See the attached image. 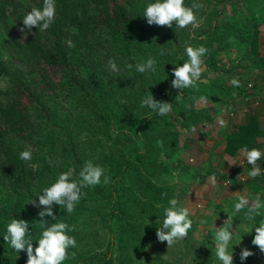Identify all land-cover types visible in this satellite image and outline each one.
Masks as SVG:
<instances>
[{
	"label": "rangeland",
	"instance_id": "obj_1",
	"mask_svg": "<svg viewBox=\"0 0 264 264\" xmlns=\"http://www.w3.org/2000/svg\"><path fill=\"white\" fill-rule=\"evenodd\" d=\"M22 2L30 10L38 8L30 0ZM153 2L136 0L129 5L133 31L128 38L114 40L103 27L90 34L94 49L89 54L93 63L88 81L94 82V89L84 95L74 93L66 85L59 87L67 77L63 78L64 73L52 67L46 68V82L57 87L54 91L45 89L38 67L13 47V41L24 36L20 23L10 15L13 7L7 11L8 17L0 20V58L9 70L7 77L0 78V89H7L12 77L24 83L32 94L30 135L8 137L16 153L32 151V159L24 161V185L15 192L0 173V187L14 197H23L14 219L29 222L33 248L38 246L43 231L38 216L43 206L29 202L35 199L38 204V196L60 173L74 168L78 174L84 163L92 160L104 167L105 175L110 177L106 185L102 177L99 185L83 189L87 195L71 214L54 205L56 221L45 218L47 226L54 222L75 226L68 234L75 237L77 247L68 251L76 256H70L64 264H222L211 235L213 225L220 227L227 219L225 211L219 208L223 205L219 199L229 195L225 188L227 169H221L224 152L220 142L255 107L253 98L246 105L238 103L243 95L253 92L256 74L252 69L258 57L249 43L240 39L238 30L245 22H251L252 16L259 18L257 52L264 55V0H185L186 6L199 2L205 7L197 12L200 26L184 29L175 24L171 28L149 25L142 16L146 5ZM254 29L249 30L247 41ZM201 45L209 52L204 57L205 70L197 81L198 90L183 89L181 95V90L171 86L172 69L188 60L187 46ZM161 48L171 54L159 55ZM150 57L156 60V71L136 72L135 65ZM109 58L120 67L119 73L108 70ZM128 63L133 65L131 73L126 67ZM213 63L221 69L215 70ZM233 77L240 81V87L231 85ZM30 78L33 82L27 81ZM150 92L155 99L172 103V112L161 116L141 107L142 99ZM193 114L197 117L188 120L187 116ZM221 116L227 127L219 125L217 117ZM147 119L151 122L145 127ZM157 141H162L163 147ZM212 177L215 186L211 184ZM199 194L203 200L196 197ZM115 197L126 198L124 217L110 224L114 229L122 227L126 233H122V242L116 241L109 247L107 215L115 209ZM174 197L184 207L195 203L190 210L193 227L186 238L168 248L166 241L157 239L156 229ZM205 206L207 215L202 209ZM242 215L241 212L233 218L234 228L240 224L229 247L231 251L233 245L234 264H264V253L251 243L255 227L246 233L251 227L249 221L240 223ZM261 221L264 216L259 221L255 219L257 227ZM7 225L0 230V258L5 264H26V250L18 253L4 240ZM245 247L254 255L242 262L240 252ZM107 253L109 259L105 257ZM92 254L95 255L90 258Z\"/></svg>",
	"mask_w": 264,
	"mask_h": 264
},
{
	"label": "clouds",
	"instance_id": "obj_2",
	"mask_svg": "<svg viewBox=\"0 0 264 264\" xmlns=\"http://www.w3.org/2000/svg\"><path fill=\"white\" fill-rule=\"evenodd\" d=\"M204 7L205 5L199 2H193L189 7L185 5V0H155V2L146 5L142 17H146L149 25L171 28L175 24L180 29L189 26L196 28L200 26L197 12ZM55 15V0H43L42 9L34 7L24 16L23 27L20 28V31L26 36L28 33L25 32V28L28 32H31L33 26H35L40 32H44L54 22ZM67 43L69 47H74L71 40ZM185 51L188 60L172 69L174 79L171 81V86L181 90V95L183 89L195 88L198 90L197 81L200 80L205 70L204 57L209 52V49L203 45L198 47L187 46ZM166 54L170 55L171 52L161 48L159 55L164 56ZM107 66L112 73L121 71L112 58H109ZM126 67L131 73L133 65L128 63ZM135 71L139 73L155 72L156 60L150 57L145 62L137 63ZM230 83L233 87H240V81L235 77L232 78ZM121 103H126V101L121 100ZM141 107H148L153 112L166 116L172 112L173 106L172 103L155 99L150 92V95L142 99ZM217 120L221 127H227V121L222 116L217 117ZM157 143L163 147L162 141H157ZM241 155L252 166L248 172L249 177L256 178L264 175V171L258 164L259 161L264 160V151L258 148H252L251 150L244 148L241 150ZM19 157L23 161H30L32 159V151L24 150L19 154ZM227 162L229 165L236 163L231 160ZM52 163V159L49 158V164ZM105 172L106 169L104 167L95 164L92 160H88L78 174L74 168H68L67 171L60 173L58 179L51 186L45 187L42 194L38 196V204L35 199L29 202L37 207L43 206L42 210L38 212L40 227L43 229L38 239V246L33 248V240L29 235V222L24 219L13 218L11 220L7 225V235L4 236V240L10 243V246L18 253L26 250V264H64V261L69 259L70 256L74 259L76 253H69L68 250L77 247V241L68 232L73 231L75 226H70L64 222H54L51 226H47L45 218L52 217L56 221V216L53 212L54 205H59L60 208H64L69 214L74 212L76 205L87 195L83 189L99 185L102 182V177L105 185L110 183V177L105 175ZM237 179L239 180L238 177ZM211 184L213 186L216 185L215 177L211 178ZM241 212L244 213L246 220L252 223V227L246 233H251L255 227V236L251 243L258 247L261 253H264V221H261L258 227L255 224V218L264 215V201L258 196L252 200L246 194L238 193L231 214L226 210L227 219L223 221L220 227H216L214 224L211 232L215 241V254L222 264H234L233 245H231V251H229V247L240 225L234 228L233 218L239 216ZM190 216V209L181 206V201L178 198L170 199L169 206L164 209V219L156 229L157 239L160 242L166 241L167 247L170 248L186 238L189 230L193 227V220ZM253 255L254 253L248 248H242L240 260L243 262Z\"/></svg>",
	"mask_w": 264,
	"mask_h": 264
},
{
	"label": "trees",
	"instance_id": "obj_3",
	"mask_svg": "<svg viewBox=\"0 0 264 264\" xmlns=\"http://www.w3.org/2000/svg\"><path fill=\"white\" fill-rule=\"evenodd\" d=\"M23 0H0V20L8 17L9 7H13L10 15L15 21L23 27V18L30 11L29 6H24ZM33 4L42 9L43 0H30ZM136 0H55L56 15L52 25L44 32L33 26L31 32L25 28L28 34L17 41H13V47L27 56L40 71L41 81L47 90L54 91L57 85L50 86L46 81L49 80L47 67L56 68L60 73L63 72V78L67 79L59 83V87L68 86L74 93L79 95L89 94L94 89V82L88 81L92 77L90 53L94 49L90 39V34L97 31L100 27L106 29V33L111 35L114 40H123L128 38L133 31V19L128 9L129 5ZM20 8V9H18ZM251 22H245L244 27L238 30L239 37L244 43H249L250 49L258 57L257 63L253 66V72L256 74V80L264 73V55L258 53L256 42L257 25L259 18L252 16ZM253 36L247 41V35L250 29H253ZM71 40L74 47L68 46ZM215 70L221 69V66L213 63ZM9 70L4 59L0 58V78L8 76ZM259 75V76H257ZM11 85L5 89H0V173L6 180L10 188L19 192L24 185L26 166L20 159L19 154L8 143V137L26 138L30 135V103L32 94L27 90V86L22 82L15 81L12 77ZM33 82V79H27ZM253 91L257 92L256 82L252 86ZM241 92H244L240 90ZM247 95V94H246ZM245 95V96H246ZM187 116V119L197 117ZM151 120L144 121L145 127ZM260 131L258 121L255 116L246 124L237 126V130L227 134V144L225 151L233 154L237 149L258 148L256 137ZM249 167H252L249 165ZM264 164L261 165L263 169ZM264 179V175L253 178L254 182ZM159 193H156L158 196ZM128 199V198H127ZM124 197H115V209L107 215V230L109 234V247L112 244L123 241L122 233L126 231L118 226L110 224L115 222L116 218L124 217ZM23 197L18 195L14 197L0 187V230L9 224L21 209ZM258 219L260 216H257ZM257 217L255 218L257 220ZM116 238V239H115ZM115 239V240H114ZM114 240V242H112ZM119 240V241H118ZM112 242V243H111ZM111 243V244H110ZM110 249V248H108ZM111 250V249H110ZM95 254L89 256L93 257ZM105 257L109 259V253ZM0 264H5L0 258Z\"/></svg>",
	"mask_w": 264,
	"mask_h": 264
},
{
	"label": "crops",
	"instance_id": "obj_4",
	"mask_svg": "<svg viewBox=\"0 0 264 264\" xmlns=\"http://www.w3.org/2000/svg\"><path fill=\"white\" fill-rule=\"evenodd\" d=\"M256 82H257L256 86L258 88L257 92L253 91L252 93L247 94L246 96L243 95L244 97L241 98V100H238V103L243 102L246 105L247 101L252 102L251 99L249 100V98H253L255 101L254 102L255 107L251 109L252 112L249 113L248 116H246V118L243 121H240L232 129L226 132L223 136L224 137L223 140H221L220 142L224 152L222 155L223 163L221 169L224 170L227 169V171L226 170L225 171L228 174V177L226 179L228 184L225 186V188H227L226 193L229 195L219 199V200H223V205L219 208L223 209L224 211L227 210L229 214L231 213L230 212L231 206L233 207L234 206L233 204L236 202V197L238 193H244L249 197V199L252 200H254L258 196L262 201H264V179H261L259 182H254L253 178L248 176V172L251 170V167H249V164L247 163L246 159H244L243 156L241 155L242 149L241 148L237 149L233 154H229L225 151L227 144L226 135L230 134V132L234 130H237L238 125L246 124L251 119L252 116L256 117L258 121V128L260 131L259 135H257L256 137V144L258 146V149L264 151V73L262 74V76H259V78H257ZM229 160L234 161L236 163L231 164L232 165L231 166L227 162ZM258 164L261 166L262 164H264V160L259 161ZM262 171H264V167ZM223 177L224 178L226 177L224 173H223ZM237 177L239 178V180L237 179ZM223 184L225 185L224 182ZM203 190L204 189H202L201 191ZM196 197L197 198L199 197L203 200V198L200 197V194L197 195ZM194 204L195 203L189 204L190 210L194 208ZM202 209H204L203 211H205L204 215H207L209 213L208 210H205L206 206L205 208L203 207ZM225 215L227 217L228 214L225 213ZM262 216L264 215H261L259 219L257 217V221L262 219ZM245 221L247 220L244 217V213H243L240 223H244ZM247 224L248 226L252 227V223L248 222ZM237 225L238 223L236 224V226Z\"/></svg>",
	"mask_w": 264,
	"mask_h": 264
}]
</instances>
